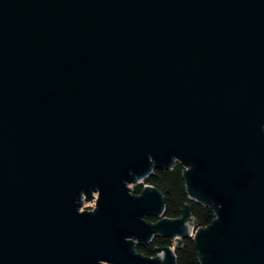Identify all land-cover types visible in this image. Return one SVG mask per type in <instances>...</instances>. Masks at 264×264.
Listing matches in <instances>:
<instances>
[{
	"label": "water",
	"instance_id": "1",
	"mask_svg": "<svg viewBox=\"0 0 264 264\" xmlns=\"http://www.w3.org/2000/svg\"><path fill=\"white\" fill-rule=\"evenodd\" d=\"M176 161L195 232L129 186ZM190 235L264 264V0H0V264H177L136 246Z\"/></svg>",
	"mask_w": 264,
	"mask_h": 264
},
{
	"label": "trees",
	"instance_id": "2",
	"mask_svg": "<svg viewBox=\"0 0 264 264\" xmlns=\"http://www.w3.org/2000/svg\"><path fill=\"white\" fill-rule=\"evenodd\" d=\"M184 170L185 166L180 161H176L170 168H154L153 172L141 183L134 185L132 191L139 194L145 186H154L164 195L165 216L179 218L182 216L183 210L189 207L192 220L197 221L195 230L207 227L215 218L213 209L189 198L187 184L183 176ZM148 221L153 222L156 219L150 217ZM169 246L175 251L177 264H200V251L197 248L194 235L185 237L181 242H177L173 238L155 236L150 243L138 244L136 251L145 256H156L157 248Z\"/></svg>",
	"mask_w": 264,
	"mask_h": 264
},
{
	"label": "rangeland",
	"instance_id": "3",
	"mask_svg": "<svg viewBox=\"0 0 264 264\" xmlns=\"http://www.w3.org/2000/svg\"><path fill=\"white\" fill-rule=\"evenodd\" d=\"M134 185H136V184H129V186H130L131 188H133ZM194 230H195V226L193 227V231H194Z\"/></svg>",
	"mask_w": 264,
	"mask_h": 264
},
{
	"label": "bare ground",
	"instance_id": "4",
	"mask_svg": "<svg viewBox=\"0 0 264 264\" xmlns=\"http://www.w3.org/2000/svg\"><path fill=\"white\" fill-rule=\"evenodd\" d=\"M160 257H165V253L163 252L162 254H160Z\"/></svg>",
	"mask_w": 264,
	"mask_h": 264
}]
</instances>
